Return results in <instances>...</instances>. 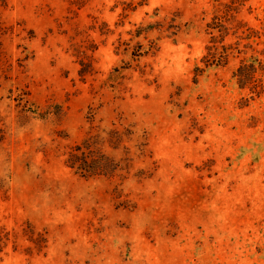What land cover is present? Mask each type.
Segmentation results:
<instances>
[{"label": "rangeland", "instance_id": "374dc122", "mask_svg": "<svg viewBox=\"0 0 264 264\" xmlns=\"http://www.w3.org/2000/svg\"><path fill=\"white\" fill-rule=\"evenodd\" d=\"M0 264H264V0H0Z\"/></svg>", "mask_w": 264, "mask_h": 264}, {"label": "trees", "instance_id": "16d2710c", "mask_svg": "<svg viewBox=\"0 0 264 264\" xmlns=\"http://www.w3.org/2000/svg\"><path fill=\"white\" fill-rule=\"evenodd\" d=\"M226 56L224 49L218 54V58L215 61L216 64H221L226 59ZM242 69L240 68L239 70L240 80L246 77V73H243ZM91 145L92 143L88 140H85L81 145H75L68 153L67 165L84 176L105 174L108 170L112 172L115 166L111 165L107 157L97 154Z\"/></svg>", "mask_w": 264, "mask_h": 264}]
</instances>
